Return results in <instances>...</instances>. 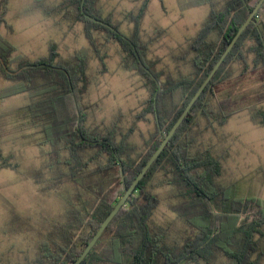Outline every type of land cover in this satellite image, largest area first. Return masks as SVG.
<instances>
[{"label":"trees","instance_id":"obj_1","mask_svg":"<svg viewBox=\"0 0 264 264\" xmlns=\"http://www.w3.org/2000/svg\"><path fill=\"white\" fill-rule=\"evenodd\" d=\"M97 1L66 3L76 9L77 20L83 22L92 46L94 32L119 43L124 69L140 73L153 89V106L149 110L155 113L157 131L139 161L132 158L131 151L135 149L127 143L131 131L125 135L115 128L98 132L86 127L81 105L88 84V55L84 51L76 54L74 62L54 63L53 56L30 61L14 57L16 48L0 35V75L14 83L7 96L32 95L26 116L33 133L27 138L41 148H54L53 165L49 167H66L64 176L78 187L76 198L66 199L69 222L65 230L58 240L50 238L41 247V256L49 264L76 263L260 0H223L222 6H218L219 0H195L196 6L209 5L211 12L190 44L194 71L165 81H161L164 73L155 72L145 60L147 46L140 41L138 25L136 32L126 37L119 25L103 18ZM149 2L145 1L136 16L131 13L138 22ZM0 8L5 12L7 0H0ZM2 15L0 22L4 21ZM236 64L243 66L238 75ZM249 77L260 82L255 92L256 105L249 107L253 108L252 120L264 126V3L168 147L82 264H212L219 254L229 258L231 264H262L264 235L260 230L264 221L243 219L242 202L233 198L231 188L217 182L221 172L219 157L210 149L196 152L192 135L201 118L210 125H225L246 109L241 103L247 96H239V88ZM176 97L180 102L172 105ZM88 151L92 152L86 156ZM10 159L0 153V170L18 169ZM160 174H166L163 185L173 188L171 198L177 202L173 211L193 230V237L182 246L170 244L167 228L153 229L151 225L160 201L152 184Z\"/></svg>","mask_w":264,"mask_h":264},{"label":"rangeland","instance_id":"obj_2","mask_svg":"<svg viewBox=\"0 0 264 264\" xmlns=\"http://www.w3.org/2000/svg\"><path fill=\"white\" fill-rule=\"evenodd\" d=\"M66 1L7 0L5 12L0 8L4 19L0 35L16 48L14 57L30 61L53 56L54 63L74 62L76 54L84 51L88 55V84L81 98L85 125L98 132L115 128L126 135L131 131L127 143L135 149L132 158L139 161L157 131L155 113L149 110L153 89L140 73L124 69L119 43L94 32L95 46L91 45L76 9ZM145 1L98 0L97 7L126 37H131L138 25L140 41L147 46L143 47L145 60L155 72L164 73L161 81L192 74L194 53L190 44L208 18L210 6H196L195 0H150L138 22L134 16ZM219 1L218 6H222L224 1ZM242 68V64L234 66L236 75ZM259 85L256 77L241 85L239 96H247L241 107L246 109L225 125H210L201 118L192 131L196 152L210 149L219 157L217 182L231 188L233 198L242 202L240 210L246 222L264 221V126L252 120L253 108H249L256 105ZM13 89L14 83L0 75V153L18 166L16 170H0V264H49L41 256V247L50 238L58 240L65 230L69 222L66 199L76 198L78 187L64 176L66 167H49L53 165L54 148H41L27 138L33 133L26 116L32 95L7 96ZM178 102L180 97L171 104ZM167 175L171 178L170 172ZM165 177L160 174L152 184L160 201L151 225L153 229L167 228L170 244L182 246L194 234L173 211L177 202L171 198L173 188L163 185ZM260 231L264 235V224ZM231 263L219 254L212 264Z\"/></svg>","mask_w":264,"mask_h":264},{"label":"water","instance_id":"obj_3","mask_svg":"<svg viewBox=\"0 0 264 264\" xmlns=\"http://www.w3.org/2000/svg\"><path fill=\"white\" fill-rule=\"evenodd\" d=\"M264 3V0H260L257 4V6L254 8L253 11L250 12L249 17L245 21V23L241 26V28L238 30L234 38L231 40V42L227 45L225 51L213 67L212 71L210 74L207 76L203 84L200 86L198 91L195 93L193 96L192 100L188 104V106L185 108L177 122L174 124L172 129L170 130L169 134L164 136L162 139V143L160 147L154 152V154L149 158L147 163L144 165L143 169L141 172L138 174V176L134 179L132 185L126 190L125 194L123 197L120 199V201L116 204L114 209L110 212V214L107 216V218L104 220L102 223L100 229L97 231L93 239L89 242V244L86 246L84 249L82 255L79 257V259L76 261L75 264H82L83 261L89 256L93 248L97 245L99 242L100 238L104 234V232L108 229L112 221L115 219V217L119 214V212L124 208L127 204L128 199L132 196V194L137 190L139 184L141 181L146 177L148 174L149 170L151 167L155 164V162L160 158L164 150L168 147L171 139L173 136L177 133L179 128L182 126L184 123L185 119L188 117L189 113L197 103L198 99L201 97V95L204 93L206 88L209 86L211 81L214 79L220 68L223 66L224 62L232 52V50L235 48L236 44L238 43L239 39L241 38L243 32L248 28V26L251 24L253 21L256 13L258 10L262 7ZM84 5V3H83ZM83 5H82V10H83ZM105 24V23H104ZM148 73L156 80V78L152 75L151 71L148 70ZM155 105H157V100H155ZM157 112V108H156Z\"/></svg>","mask_w":264,"mask_h":264}]
</instances>
